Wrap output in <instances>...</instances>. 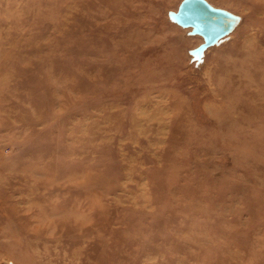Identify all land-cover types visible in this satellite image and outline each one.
Masks as SVG:
<instances>
[{"label":"rangeland","instance_id":"374dc122","mask_svg":"<svg viewBox=\"0 0 264 264\" xmlns=\"http://www.w3.org/2000/svg\"><path fill=\"white\" fill-rule=\"evenodd\" d=\"M181 1L0 0V264H264V0Z\"/></svg>","mask_w":264,"mask_h":264},{"label":"water","instance_id":"95a60500","mask_svg":"<svg viewBox=\"0 0 264 264\" xmlns=\"http://www.w3.org/2000/svg\"><path fill=\"white\" fill-rule=\"evenodd\" d=\"M169 20L183 35L196 36L202 42L190 50L191 58L202 62L206 53L231 37L241 17L208 0H182L177 9L169 11Z\"/></svg>","mask_w":264,"mask_h":264}]
</instances>
